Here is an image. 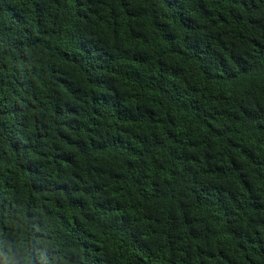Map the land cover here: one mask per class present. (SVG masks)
Instances as JSON below:
<instances>
[{"label":"trees","instance_id":"obj_1","mask_svg":"<svg viewBox=\"0 0 264 264\" xmlns=\"http://www.w3.org/2000/svg\"><path fill=\"white\" fill-rule=\"evenodd\" d=\"M264 264V0H0V264Z\"/></svg>","mask_w":264,"mask_h":264},{"label":"clouds","instance_id":"obj_2","mask_svg":"<svg viewBox=\"0 0 264 264\" xmlns=\"http://www.w3.org/2000/svg\"><path fill=\"white\" fill-rule=\"evenodd\" d=\"M12 264H15V262L13 261Z\"/></svg>","mask_w":264,"mask_h":264}]
</instances>
